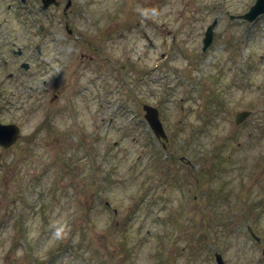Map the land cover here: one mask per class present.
I'll use <instances>...</instances> for the list:
<instances>
[{
  "label": "rangeland",
  "instance_id": "obj_1",
  "mask_svg": "<svg viewBox=\"0 0 264 264\" xmlns=\"http://www.w3.org/2000/svg\"><path fill=\"white\" fill-rule=\"evenodd\" d=\"M60 2L57 20L48 10L33 23L0 0L23 48L46 26L41 56L60 71L56 102L10 80L5 120L24 138L2 156L0 264H212L214 251L243 264L245 223L264 236V14L228 17L254 0H72L66 15ZM143 103L158 106L166 148ZM252 206L262 214L248 221Z\"/></svg>",
  "mask_w": 264,
  "mask_h": 264
},
{
  "label": "flooded vegetation",
  "instance_id": "obj_2",
  "mask_svg": "<svg viewBox=\"0 0 264 264\" xmlns=\"http://www.w3.org/2000/svg\"><path fill=\"white\" fill-rule=\"evenodd\" d=\"M20 1L22 2L20 6L17 3H15L16 8L20 9V7L22 6V10H21L22 13H24L26 16L33 15L31 19L33 23L37 21V19H35V15L38 16L39 19H42L41 17L42 14L44 12L48 13V10L52 11L50 20L52 21L57 20V13L55 11L58 9L59 0H47L46 5L48 6L46 7V9H42L41 7L43 4V0H20ZM52 1H54V3H52ZM8 6L10 8L12 5L9 3ZM32 11H34L35 14ZM43 20L47 21L48 19L44 18ZM6 23H7L6 18H3L0 21V123L2 124L11 122L10 120H5V119L8 117L10 113L9 109L11 105L16 104V102L9 100L10 96L12 98V93H13L12 91H14V89H12L11 87V82H10L11 79H15V83H14L15 84L14 86L16 87L15 89L23 90V92L26 91V93L28 94L26 97H32L34 95V92L35 94L40 95L44 92L53 91L54 88H56L58 85V80L60 76L59 75L60 71H57L58 73L57 77L52 76L56 72L51 73L50 70L47 68V66L50 65V62L47 59L48 57L41 56L42 53L43 54L47 53L45 50V45H43L42 43L48 37L44 34L46 28H44V25L42 23L38 24L39 30L40 32H42L40 34L42 35L35 37V38H39V40L41 39V44L36 43L35 47L31 44L28 46L25 45L26 46L25 48H23L22 44H16L18 43L17 41L19 39L15 38L14 36H16L17 34L11 36L10 30H8L9 26L5 25ZM35 33L36 32L32 34L35 35ZM67 33L69 34V36L75 39L73 41L76 42V39L77 41L79 40V36L76 35L77 33L74 32L73 30L67 28ZM30 41H32V38ZM49 42L54 44L57 43L53 34L50 36ZM20 57L28 58L29 62L28 60L22 59ZM18 59L19 62H17ZM97 59H98L97 54H94L92 56L87 52L80 53L81 62L84 63L94 62ZM58 95H59L58 90L53 91L52 97L50 98H53V100L57 99ZM24 100L26 101L27 98H25ZM58 100L59 98L55 100V102ZM62 111L64 110H61V112ZM19 127H20L19 138H17V140L13 144L9 146L0 144V158L3 156V154H10L11 150H14L16 148L17 143L19 141L21 142V139L24 138L23 133H21L22 131L21 129L23 128V125H19ZM53 138H55V136L50 137L52 142L54 141ZM47 144L48 142L46 141V145ZM249 213L252 217H254L257 213H259V215L261 214L260 211H253V210H249ZM255 233H256L255 234L256 237L255 238L252 237L253 239L250 238L249 246L245 253L243 264H264V237L256 231ZM254 249H256L255 252L257 253L255 254L254 252V256H252V251H254Z\"/></svg>",
  "mask_w": 264,
  "mask_h": 264
},
{
  "label": "water",
  "instance_id": "obj_3",
  "mask_svg": "<svg viewBox=\"0 0 264 264\" xmlns=\"http://www.w3.org/2000/svg\"><path fill=\"white\" fill-rule=\"evenodd\" d=\"M264 12V0H255V2L250 5L248 11H246L245 13L239 15V17L243 18V19H247V20H252L256 17V15H259L260 13ZM215 26V20L206 28V31L204 33V37L203 39V49H205L211 42L212 40V35H213V27ZM143 109L145 111V118L149 124V126L152 128V130L154 131V133L158 136V137H163L166 138V135L163 130L162 124L159 120L158 117V112L157 109L153 106L148 105V104H144L143 105ZM249 112L248 111H243V112H239L237 113V117H236V122L241 121L243 118H245L247 116ZM7 127L11 128L12 130V135H16L17 131L16 128L14 127V125H8ZM16 136H13L12 140L13 141ZM223 264V263H220Z\"/></svg>",
  "mask_w": 264,
  "mask_h": 264
}]
</instances>
